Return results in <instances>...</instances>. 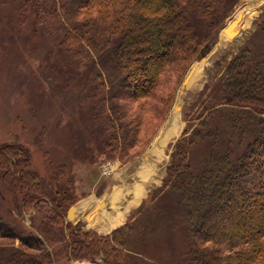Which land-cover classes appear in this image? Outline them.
<instances>
[{
  "label": "trees",
  "instance_id": "trees-1",
  "mask_svg": "<svg viewBox=\"0 0 264 264\" xmlns=\"http://www.w3.org/2000/svg\"><path fill=\"white\" fill-rule=\"evenodd\" d=\"M12 1L20 21L32 15L35 29L58 36L59 59L88 67L80 105L88 141L74 151L93 162L94 153L127 161L145 148L151 136L144 114L155 111L150 102L157 99L168 109L187 67L238 0ZM258 31L261 45L245 46L229 61L192 136H182L174 146L170 183L163 188L183 208L175 214L183 217L180 233L187 244L174 264H264V19ZM157 109L159 116L165 113ZM195 140L213 147L198 170L188 162ZM0 178L23 193L24 209H35L59 229L69 259L145 264L128 248L131 223L97 234L66 219L78 200L67 164L52 170V193L39 195L28 149L6 144L0 147ZM171 229L173 236L178 229ZM0 238L18 239L26 249L0 254V264L52 263L38 236L17 233L1 219Z\"/></svg>",
  "mask_w": 264,
  "mask_h": 264
},
{
  "label": "rangeland",
  "instance_id": "rangeland-1",
  "mask_svg": "<svg viewBox=\"0 0 264 264\" xmlns=\"http://www.w3.org/2000/svg\"><path fill=\"white\" fill-rule=\"evenodd\" d=\"M256 1L260 3L250 16L244 10L249 3L254 4ZM14 7L15 3L12 0H0V147L18 144L28 149L29 168L36 174L41 185L39 195L43 192L52 193L54 186L52 183L49 184L52 170L61 164H67L78 198L72 206L74 208L91 198L93 194L106 199L105 196L116 180L137 182L140 170L148 163L143 159V154L151 151L155 153V150L161 149L160 157L156 153L158 159L149 164L151 166L148 169L152 171L153 179L146 186L144 198L129 209L122 225L128 222L133 225L128 248L143 258L145 264H174L185 253L187 244L180 233L183 217L175 214L183 208L171 200V190L163 188V184L168 181L167 166L177 140L184 135L186 138L192 136L200 119L201 110L212 97L214 87L223 80L224 70L229 61L245 46L257 48L261 45L258 30L264 19V0H238L220 30L200 49L199 54L187 67L175 88L174 99L168 109H165L166 103H161L157 99L150 102L154 103L151 110L155 111L153 113L148 110L144 114V121L149 126L147 134L151 138L141 152L127 161L106 159L104 155L94 153L96 160L93 162L82 159L83 157L74 151L83 140L84 143L88 141L86 121H82L80 117V105L84 102L83 94L86 89L85 80L90 74L88 67L78 69L72 61L59 59L55 48L58 36L35 29L32 15L25 21H20ZM238 12L242 13V18L236 34L225 40L224 45L217 51L207 56L205 60L207 65H203L205 78L200 82L192 80V90L183 91L180 88L181 82L193 64L201 63L207 47L230 23L237 20ZM162 94H167V91L164 90ZM176 105L181 106L180 118L173 117ZM155 106L161 109V112L164 108L165 113L159 116L161 113H157L158 109ZM173 120L182 125L181 130L178 136L159 148V143L163 139L160 138L158 141L157 138L161 135L163 127L169 126ZM212 150L213 147L208 141L195 140L188 148V162L198 170L206 155ZM106 160L115 163L109 176L101 175L98 168L99 162ZM169 183L170 181L166 184ZM146 199L148 202L144 204ZM124 200L126 199L118 202L121 207ZM23 201V193L0 178V219L17 233L38 236L52 257L51 264H102L99 259L96 261L69 259L63 249L64 242L59 229L46 223L35 209H24ZM41 206L42 211L47 213L46 205ZM105 207V204L103 208L101 206L102 213L107 209ZM74 208L73 214L77 215ZM158 214L163 216H157ZM174 214L176 216L173 218ZM86 217L89 219L90 216ZM66 219L68 220V212ZM88 219L80 220L74 216V220L68 221L72 226L82 230L103 234L94 227L88 229L93 223L99 226L100 216L96 218L98 222H90ZM173 226L178 230L171 236L169 230H172ZM171 246L175 248L170 249ZM21 247L26 250L18 239L0 238V254L10 253ZM30 252L35 250L30 249Z\"/></svg>",
  "mask_w": 264,
  "mask_h": 264
},
{
  "label": "crops",
  "instance_id": "crops-1",
  "mask_svg": "<svg viewBox=\"0 0 264 264\" xmlns=\"http://www.w3.org/2000/svg\"><path fill=\"white\" fill-rule=\"evenodd\" d=\"M165 133L161 137L163 139L162 142L164 145L168 143V141L165 138ZM164 145L161 144L162 147H164ZM156 153L157 152L154 153L153 151H151L147 155L143 154V159L148 163L146 164L147 165L146 167L140 170L139 172L140 178L139 180H137V182L135 181L133 182V180L132 182H130L129 180H122V179L116 180L115 183L114 182L112 183V186L110 185L111 186L110 188L112 189L107 194L109 197L106 195L105 196L106 199H104L103 197H97L95 194H93L92 197L90 196L91 198H88L86 201H83L82 203H80L78 207L74 208L75 213L77 212L78 214L75 215L73 214V211H72L70 215L72 216L73 214V216L72 217L70 216V219L68 220L70 221L74 220V216H75V218L78 217L80 220L85 219L87 221L86 216L89 215L93 218L92 219L93 222L95 221L98 222V219L96 218L100 216L99 226L97 227L93 223L92 225L88 227V229L90 227L91 228L94 227L96 230H101L100 233H103V234L110 233L113 229L121 226L126 220V216L129 213L128 212L129 209L133 205H137L138 200H141L144 198V195H145L144 192L146 191V186L153 179L152 171L148 169V167L151 166L149 165L150 163L153 164L154 161L158 159V157L156 156ZM159 157H160V154H159ZM138 166L136 168L137 173H138ZM144 174L145 176L143 177ZM117 185L119 186V189H117L118 187ZM137 189L140 190L139 194H137L136 192ZM123 199H126V200H124V203L121 207L118 202L121 200L123 201ZM104 204L106 206L105 208L107 209L103 210L104 213H102L101 206L103 208ZM111 204L113 207H111Z\"/></svg>",
  "mask_w": 264,
  "mask_h": 264
},
{
  "label": "bare ground",
  "instance_id": "bare-ground-1",
  "mask_svg": "<svg viewBox=\"0 0 264 264\" xmlns=\"http://www.w3.org/2000/svg\"><path fill=\"white\" fill-rule=\"evenodd\" d=\"M259 3H260V1H256L254 4L249 3L247 5L248 7H246V10H244V11H246V13L249 15L252 11L254 12V10L257 8V6H258ZM250 16H251V14H250ZM236 18H237V20L234 21V22H232V23H230L229 26L226 29H224L223 33L219 37H217L214 40V42L211 43L207 47V49L203 53V57L200 60L201 63L197 62V63H194L193 64V67H192L193 72H192V75L190 77V80H194V81H199L200 82V81H202L205 78V74H204V71L205 70L203 69L205 66H203V65H207V62H205L207 56L209 57L212 53L215 52V50L217 51L218 48H220L222 45H224V43H225L224 41L225 40H227L228 38H230L234 34H236V32L238 31V29H239V27L241 25L240 21H241V18H242V13H239L238 12L236 14ZM246 19L247 18H245V20ZM181 126L182 125L180 123L176 122V120L171 121L170 124H169V128L167 129V131L165 133L166 140L167 141L168 140H173L176 136H178V134H179V132L181 130ZM159 147L162 148L161 144H160ZM155 152H157L158 154H160V152H162V150L161 149H159V151L158 150H155ZM144 176H145V174L143 175V177ZM136 192H137V194H139L140 193V190L137 189ZM92 219L93 218L90 216L89 219H88V221L91 222Z\"/></svg>",
  "mask_w": 264,
  "mask_h": 264
},
{
  "label": "water",
  "instance_id": "water-1",
  "mask_svg": "<svg viewBox=\"0 0 264 264\" xmlns=\"http://www.w3.org/2000/svg\"><path fill=\"white\" fill-rule=\"evenodd\" d=\"M192 72H193V69H191V70L187 73L186 77H185V78L183 79V81L181 82L180 88H181L183 91H185V92H190V91L192 90L193 81L190 80V77H191V75H192ZM181 113H182V111H181V106H180V105H176V106H174L173 117H174V118H180ZM168 128H169V126H167V127L164 126V127H163V130H162L161 135L157 138L158 141H159L160 138L164 135V133L167 131ZM160 144L164 145L163 142H160ZM148 153H149V152H146L145 154L147 155ZM73 208H74V207H71V208L69 209V211H68V219H69L70 216H71L70 214H71V212L73 211Z\"/></svg>",
  "mask_w": 264,
  "mask_h": 264
},
{
  "label": "built area",
  "instance_id": "built-area-1",
  "mask_svg": "<svg viewBox=\"0 0 264 264\" xmlns=\"http://www.w3.org/2000/svg\"><path fill=\"white\" fill-rule=\"evenodd\" d=\"M115 163L110 160H106L104 162L99 163L100 174L104 176H109L114 169Z\"/></svg>",
  "mask_w": 264,
  "mask_h": 264
}]
</instances>
